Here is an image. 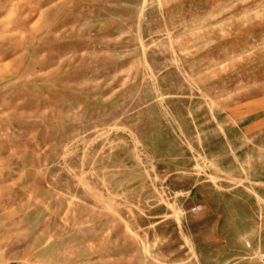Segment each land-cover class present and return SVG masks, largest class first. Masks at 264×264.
<instances>
[{"label": "rangeland", "instance_id": "obj_1", "mask_svg": "<svg viewBox=\"0 0 264 264\" xmlns=\"http://www.w3.org/2000/svg\"><path fill=\"white\" fill-rule=\"evenodd\" d=\"M0 264H264V0H0Z\"/></svg>", "mask_w": 264, "mask_h": 264}]
</instances>
